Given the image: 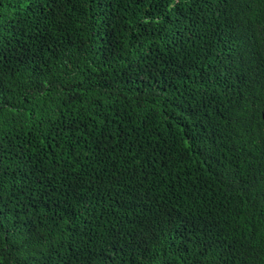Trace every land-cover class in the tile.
Segmentation results:
<instances>
[{
  "label": "trees",
  "instance_id": "16d2710c",
  "mask_svg": "<svg viewBox=\"0 0 264 264\" xmlns=\"http://www.w3.org/2000/svg\"><path fill=\"white\" fill-rule=\"evenodd\" d=\"M0 264H264V0H0Z\"/></svg>",
  "mask_w": 264,
  "mask_h": 264
}]
</instances>
